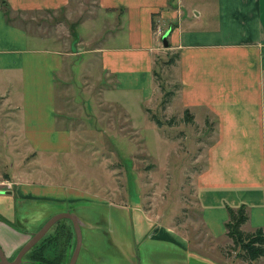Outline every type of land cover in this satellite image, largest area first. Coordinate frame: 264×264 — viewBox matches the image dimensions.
Masks as SVG:
<instances>
[{"label":"crops","instance_id":"0c3cea01","mask_svg":"<svg viewBox=\"0 0 264 264\" xmlns=\"http://www.w3.org/2000/svg\"><path fill=\"white\" fill-rule=\"evenodd\" d=\"M70 1L0 0V96L30 147L40 155L64 156L67 161L72 130L59 120L65 116L57 87L70 52L51 46L45 34L29 31L10 13H57ZM95 10L90 22L97 28L106 23V30L100 37L86 38L98 43L83 51L93 59L91 70L100 71L98 80L111 82L103 94L106 103L124 109L134 122L137 114L146 116V102L155 89L154 51L169 30L163 44L179 53L180 105L188 108L194 121L210 116L215 122L204 165L193 175L194 195L209 239L201 246L197 241L199 249L191 248L174 226L159 219L153 224L134 205L127 212L134 237L123 248L120 225L128 205L105 217L107 209L99 204L106 200L89 197L88 190H69L67 182L51 189L20 181L14 191L3 193L30 202L27 207L34 211L40 208L37 203H57L58 211L77 216L81 229L113 235L114 242L109 240L116 251L99 244L83 247L92 250L87 264H248L222 255L220 248L231 242L226 235L229 205L247 204L246 230L264 228V0H95ZM81 24L86 30L91 27ZM13 230L0 218L5 255L23 245L25 235ZM119 255H125L124 262ZM78 260L79 256L75 264H82Z\"/></svg>","mask_w":264,"mask_h":264},{"label":"rangeland","instance_id":"374dc122","mask_svg":"<svg viewBox=\"0 0 264 264\" xmlns=\"http://www.w3.org/2000/svg\"><path fill=\"white\" fill-rule=\"evenodd\" d=\"M66 8L57 13L43 10L10 13L11 18L29 31L45 34L51 46L70 52L65 55L64 68L58 76L57 92L62 97L60 104L65 116L59 120L71 128L72 144L69 162L64 156L61 160L40 155L26 143L0 96V205L10 206L9 210L8 206H0V218L13 231L25 235L24 244L40 228L48 212L57 213V203H37L41 209L34 211L27 207L30 202L3 192L14 191L20 181L51 189L58 182H67L69 190L89 191L85 193L89 197L106 200L99 204V208L107 209L105 217L114 214L120 205H128L126 211L121 209L123 248L134 237L127 212L135 205L153 224H158L159 219L174 226L189 240L191 248L199 249L197 245L201 246L209 238L194 195L193 175L204 165L205 148L215 136V122L210 116L206 121L204 118L185 120L184 109L178 101L177 61L173 64L168 60L177 50L162 43L154 51L155 89L146 102L149 111L146 110L143 118L137 114L134 122L124 109L105 102L104 90L111 82L98 80L100 71L91 70L93 59L83 51L98 43L90 39L87 42L86 38L92 34L100 37L106 30V23L99 25L98 30L95 22H90L96 12L95 0H71ZM82 22L90 23L91 27L83 29ZM152 114L160 118V126ZM131 212L135 216L133 209ZM68 220L56 221L24 254L20 264H68L76 239ZM81 235L78 262L82 264H87L92 251L84 246L93 249L94 244H99L113 250V235L108 236L102 230L88 232L85 228L81 229ZM18 250L6 257L13 260ZM117 258L122 262L126 259L125 255Z\"/></svg>","mask_w":264,"mask_h":264},{"label":"trees","instance_id":"16d2710c","mask_svg":"<svg viewBox=\"0 0 264 264\" xmlns=\"http://www.w3.org/2000/svg\"><path fill=\"white\" fill-rule=\"evenodd\" d=\"M6 13H8V11H6ZM7 18L10 20L9 17ZM178 56L179 53L176 51L168 60H171L172 62L175 60L177 61ZM171 61L169 62L172 63ZM146 110L149 111L148 108H146ZM184 116L185 120L193 121V115L189 112L188 108L184 109ZM151 117L158 126L161 125L162 121L157 115L152 114ZM228 212L229 216L226 221V235L231 242L225 247H221L220 252L225 256H232V254L235 253L234 256L236 258L248 264H262L264 259L263 226H258V228L253 230H246L244 228V225L247 224L250 219V212L247 204L243 203L238 207L229 205ZM43 260L47 261L45 258H43Z\"/></svg>","mask_w":264,"mask_h":264},{"label":"water","instance_id":"95a60500","mask_svg":"<svg viewBox=\"0 0 264 264\" xmlns=\"http://www.w3.org/2000/svg\"><path fill=\"white\" fill-rule=\"evenodd\" d=\"M169 30H166L165 33L162 35V41L164 44H166V36L168 34ZM62 218H68L71 220L73 225V230L75 233V247L72 252V255L69 259L68 264H75L80 247H81V241H82V235H81V226L78 221L77 216L72 213L71 211H58L55 214L50 215L40 226V228L35 231L31 237L21 246V248L18 250L15 258L13 260H9L2 247L0 246V264H20L22 257L24 254L33 247L45 234L46 232L51 228V226Z\"/></svg>","mask_w":264,"mask_h":264},{"label":"flooded vegetation","instance_id":"af4514ba","mask_svg":"<svg viewBox=\"0 0 264 264\" xmlns=\"http://www.w3.org/2000/svg\"><path fill=\"white\" fill-rule=\"evenodd\" d=\"M70 220V219H69ZM71 221V220H70ZM72 223V222H71Z\"/></svg>","mask_w":264,"mask_h":264}]
</instances>
